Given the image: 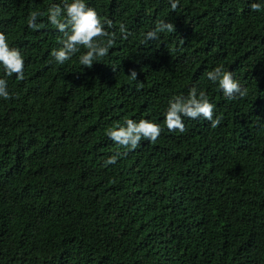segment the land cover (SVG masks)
Returning a JSON list of instances; mask_svg holds the SVG:
<instances>
[{"label":"trees","instance_id":"obj_1","mask_svg":"<svg viewBox=\"0 0 264 264\" xmlns=\"http://www.w3.org/2000/svg\"><path fill=\"white\" fill-rule=\"evenodd\" d=\"M253 2L264 8L85 0L117 40L84 68L79 53L51 56L64 34L47 9L64 0H0V31L24 56V79L6 77L12 98H0V264H264V10ZM33 11L39 30L26 23ZM160 20L176 31L145 42ZM217 66L247 96L227 99L207 79ZM192 87L220 125L184 118L185 133L169 132V100ZM142 118L159 139L105 166L118 147L106 130Z\"/></svg>","mask_w":264,"mask_h":264},{"label":"clouds","instance_id":"obj_2","mask_svg":"<svg viewBox=\"0 0 264 264\" xmlns=\"http://www.w3.org/2000/svg\"><path fill=\"white\" fill-rule=\"evenodd\" d=\"M180 0H169L170 7L173 11L178 7ZM254 12L264 10L258 2L250 4ZM43 13L33 11L28 16L26 23L30 29L39 30L42 25L37 23V19ZM48 22L59 32L64 34L61 39V47L53 49L51 56L58 64H64L74 55L79 53V63L84 68H91L94 61L106 57L109 50L114 46L117 40L115 32L106 30L112 27L110 20L102 18L95 8L85 3V0H64L63 7L58 4H52L47 9ZM167 31L174 33L175 25L172 22L164 20L157 21L155 27L145 33V42L158 39V34ZM119 32L122 34L121 39H127L130 33L127 31L125 24L119 25ZM84 49L85 51H81ZM0 68L4 76L0 77V98L5 100L11 99L12 94L8 89L6 77L15 74L17 80L24 79V56L18 48L11 47L8 37L3 31H0ZM207 79L217 83L223 92V95L234 100L247 96L248 89L234 79L233 72L227 70L224 66H217L207 72ZM129 76L137 80V72L130 70ZM215 114V105L209 101L204 90H198L196 87L189 89L187 96L177 95L174 99L169 100L168 107L164 113V124L169 132L178 131L185 133L187 128L184 118L192 120L204 118L211 122V127L216 128L220 125L222 116ZM163 129L160 124L148 119H126L124 124H115L106 130V135L116 145V151L104 161L105 166L117 162L125 153L120 149L135 150L140 146L142 140L156 142Z\"/></svg>","mask_w":264,"mask_h":264}]
</instances>
